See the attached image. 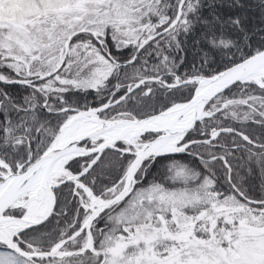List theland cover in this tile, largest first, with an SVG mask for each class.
Returning a JSON list of instances; mask_svg holds the SVG:
<instances>
[{"label":"trees","instance_id":"trees-1","mask_svg":"<svg viewBox=\"0 0 264 264\" xmlns=\"http://www.w3.org/2000/svg\"><path fill=\"white\" fill-rule=\"evenodd\" d=\"M179 1L176 0V6L169 12L168 19L156 26L155 31L171 22L177 13ZM167 2L168 6L166 4L164 7L171 5L169 0ZM225 3L230 7L228 14L247 7L251 10L253 8L254 14L264 9V0H185L181 6L182 15L173 27L149 39L139 50L135 61L114 70L113 79H117L118 83L122 84L118 95L123 93L128 83L131 86L140 78L160 76L172 82L192 75H211L263 49L264 38L255 41L247 35V40L243 42L234 36L240 35L246 26L257 23L253 18L245 21L239 15H235L229 28L217 29V32L206 35V42L201 43V50H212L216 54L212 58L205 55L200 58V53H197L199 58L194 56L193 46L188 48L186 41L189 43L190 38L196 35L195 32L204 28L202 19L210 13L212 6H223ZM162 10L159 8V11ZM261 27L264 31V20ZM76 38L77 35L72 40ZM103 39L110 45L114 43L109 36ZM134 49L135 47L128 53L130 57ZM111 52L115 53L113 49ZM0 76L5 79H20L34 78L37 75L23 76L10 65H0ZM47 78L35 79L31 83L0 81V158L13 170L24 168L49 145L57 128L67 116V112H61L60 108L65 106L86 108L99 105L103 101L99 98L100 94L107 90V84L100 86L101 88L47 90L41 87V83ZM109 84H112L111 87L114 86L113 82ZM148 86L150 88L147 91ZM194 87L195 83H189L169 88L159 86L154 81H147L145 85L129 92L125 99L111 109L122 110L129 117H143L156 113L176 101L188 99ZM263 91L264 88L254 82L239 81L222 92L220 97L221 99L244 98L250 95L258 96ZM43 103H46V108L51 111H46ZM223 126L241 130L251 140L264 143L263 123L248 118H235L225 110L217 111L207 117L198 126V131L205 130L207 134L210 127L216 129ZM215 142L214 145L201 143L193 147V150H200L205 157L216 155L215 159L197 162V159L189 154L162 156L160 160L165 162L166 174L159 178H144L136 184L131 195L138 188L143 189L149 184H154L153 186L157 185L166 190L167 194L172 191L171 194L185 193L189 196L188 202L183 203L182 208L175 209L178 217H173L171 211H168L169 208L165 210L158 205L160 208L158 209L155 206L156 202L141 205L142 208L139 210L141 212L137 214L133 223L142 228L145 236H157V238L165 236L164 242L162 238H155L158 240L156 244L159 245L155 247L153 254H168L173 250L176 251L182 245L176 238L179 237V233L186 231L189 237L206 242L212 241L215 245H219L225 250L226 256L230 257L233 255L230 247L232 241L242 236L246 226H259L258 228L264 231V172L261 175L260 171V168L264 167V147L245 141L241 135L230 131L221 133ZM125 156L127 155L108 149L93 166L79 176V179L95 194L104 195L108 189L118 183L123 174L124 167L128 163ZM90 159V155L74 156L65 163V168L70 173H79ZM239 165H244L242 171H239ZM201 174L207 176L202 177ZM74 190L75 185L72 182L62 183L55 189L56 205L49 218L19 232L17 241L22 248L29 249L27 243H31L41 251H49L53 244L70 236L80 227L87 210L81 204L84 193L79 191L76 194ZM124 205L125 202H121L112 209L104 210L93 224L91 231L95 239V249H85L83 252L71 254L66 257L63 264L100 263L102 255L94 253L101 246L104 247L100 239L115 235L123 240L124 234L127 233L135 237L136 234L125 226L132 221L117 216L119 209ZM148 209L149 213H147ZM23 212V207H12L5 213L20 216ZM201 213L202 216L197 217ZM146 220L154 227L143 226ZM203 221H207L208 224L205 226ZM193 222L195 224L192 226ZM124 229L128 232H124ZM86 238L87 233L82 230L76 237L65 241L61 249H80ZM103 251L107 255L105 248ZM53 258L54 256L37 258L35 259L37 262H33L45 264Z\"/></svg>","mask_w":264,"mask_h":264},{"label":"rangeland","instance_id":"rangeland-1","mask_svg":"<svg viewBox=\"0 0 264 264\" xmlns=\"http://www.w3.org/2000/svg\"><path fill=\"white\" fill-rule=\"evenodd\" d=\"M169 1L174 9L176 0ZM166 4L168 6L167 0H0V65H10L23 76L49 73L56 70L57 66L63 65L58 72L41 83V87L47 90L85 89L112 85L109 83L113 82L115 63L108 58V53H103L101 46L94 41L92 33H96L101 38L109 36L114 42L111 44L114 47L130 41L135 48H138L141 41L154 32V27L170 16L162 13L163 10L159 11V8L163 9ZM226 4L212 6L210 13L202 19L204 28L195 32L196 35L190 38L189 43L186 41L188 48L193 46L194 56L197 58H199L197 53L201 54L200 58L204 55L212 58L216 54L212 50H201V43L204 44L206 35L217 32V29L229 28L235 15H239L245 21L253 18L257 22L242 29L240 35H234L237 39L244 42L247 40V35L255 41L264 38V31L261 30L264 9L254 14L253 8L251 10L247 7L238 9L239 12L228 14L230 7ZM83 28L92 30V33L77 34V38L69 43L66 52L65 43L68 37L74 31H80L79 29ZM110 54L113 58L116 56V53L110 52ZM261 80L264 82V77ZM259 103L257 101L255 105L258 106ZM259 108L264 114V103ZM248 111V108L243 110L232 106L230 109V113L237 118L249 115ZM164 164L165 162L160 160L155 165L157 168L155 171L161 176L166 174ZM243 168L244 165H239V171ZM260 171L262 175L264 167H261ZM65 175L66 171L61 172L53 180ZM153 185L149 184L143 189L138 188L133 195L131 192L129 198L122 200L125 205L119 209L117 216L120 219L132 221L125 226L130 228L136 236L129 243L115 235L100 239V243L104 245L100 248L102 251L105 248L107 255L96 264H264V232L260 228H245L242 236L232 241L230 247L233 255L230 257L226 256L225 250L219 245H215L212 241L206 242L189 237L186 231L179 233V237L176 238L182 244L177 250L175 249L176 251L173 250L168 254H153L155 247L159 245L156 244L157 239L162 238L163 241L165 236L158 238L145 236L142 228L133 223L137 214L141 212L139 211L142 208L141 205L156 202L155 206L158 209L169 208L171 215L178 217L175 209L182 208L183 203L189 200V196L185 193L171 194L172 191H169L167 194L166 190ZM117 188L112 186L107 191L108 196L105 193L103 197H100H109ZM86 197L89 199L88 196ZM90 197L96 200L100 198L92 194ZM28 198L29 195L21 198L25 209H27ZM48 203L47 196L38 199L37 207L40 212L46 210ZM201 216L202 213L198 217ZM204 222L206 226L208 223ZM142 225L146 228L154 227L147 220ZM89 241L88 238L84 241L82 251H85V247L93 246V242L90 244ZM70 252V249L56 250L53 252L54 258L50 263L45 264H63ZM77 253L79 252L75 251L73 254ZM0 264L36 263H31L16 252L0 247Z\"/></svg>","mask_w":264,"mask_h":264},{"label":"water","instance_id":"water-1","mask_svg":"<svg viewBox=\"0 0 264 264\" xmlns=\"http://www.w3.org/2000/svg\"><path fill=\"white\" fill-rule=\"evenodd\" d=\"M183 0L179 3V10L178 14L175 17V20H173L167 27L163 28L162 30L151 34L146 37L141 43L138 45V48L136 49L132 59H129L128 61H116L117 65L119 64H125L133 61L137 54L138 50L149 40L153 37L159 35L162 32H165L168 30L169 27H172L177 21L181 14V6H182ZM78 31H74V33H71V35L68 37L66 45V52L68 50L69 44L72 37L76 34ZM93 35L95 38L97 37L96 34L93 32ZM108 56L111 58V60H115L112 58L111 54L108 53ZM264 61V48L254 53V55H249L245 59H242L241 61H238L234 63L231 66L225 67L222 70L216 72L213 75L209 76H195V80L199 79L204 83V85L200 89H194V93L188 100L180 101L177 103H174L170 105L169 107L163 109L162 111L158 113H154L145 117H124L119 116L115 118H103L99 116V112L107 109L113 104H116L120 100H122L126 93L123 95L117 97L111 102L102 103L100 105L94 106V107H88V108H76V107H65L61 110H68L72 113L62 122L59 130L55 134L54 138L51 139L52 141L49 143V145L42 150V153L38 155L33 161H30V163L19 171H11L6 176H4L3 180V187L0 188V215L4 213L9 207L14 204V202L24 193L26 190L29 189L31 182L35 178V176L41 172V178L39 181V185L36 189V195L38 198H43L45 193L48 194L50 198V204L47 209V211L42 216L41 220H37L34 222H31V224H27L24 227H21L19 230H24L26 228H29L31 226H34L40 222H43L45 219H47L51 212L54 209L55 202H56V196L53 192L56 187H58L60 184L64 182H68L73 180L75 177H78L82 172L86 171L90 166H92L101 156L102 152L106 149H114L119 150L122 153L127 154H133L134 158L130 162L129 166L126 169L125 175V181L120 188V190L113 196L103 199L100 208L96 210L94 213L89 215L86 221L83 222V224L80 226L79 230L76 232H73L72 236L67 237L71 238L77 234L80 230L83 228H86L87 231H90L91 227V221H94L97 215H99L100 212L104 211L107 208H110L117 204L118 202L124 200L132 191L134 185H135V174L139 168V166L142 164V162L147 158V155H153V156H160L165 155L169 153H179L184 151L190 144L196 142L197 140H192L185 142L184 145L178 146V149H172V150H158V144H160L165 138L167 137H176L180 136L178 140L174 142L175 145L179 141H181L184 136L186 135V132L193 129L199 121H201L204 109L207 105V103L213 98L215 95L221 93L222 91L226 90V88L230 87L234 83L238 81H245L247 80L246 76H249L257 67V65L261 64ZM54 72V71H53ZM53 72H49L46 74H42L37 76L36 79H42L44 76H48L52 74ZM193 79V80H194ZM3 81L9 82V83H26V82H32L34 78L30 79H10L5 80L1 79ZM146 78L140 79L135 84L127 90V92L132 91L137 86H139V83H142ZM191 78L184 80L180 83L172 84V83H166L168 86L173 85H180L184 83L191 82ZM45 107V105H44ZM191 108H193V113L190 116V118L187 121L179 122L181 119V116H184L186 111H189ZM168 112L174 113L175 121L173 123H169L162 119V116L164 114H167ZM69 117H73V120H84L85 122L90 123L89 127H87L84 131L73 135L68 136L65 138L59 139V135L61 132V128L64 127V125L68 122ZM225 130H233L230 127L227 128H220L217 129L216 132L209 138L213 139L222 131ZM153 131V132H161L159 136H157L151 143H145L141 145V147L136 148L135 150H131L129 148H122L119 147L118 142L121 140H125L128 137H139L142 134ZM107 132H114L111 137H106L105 134ZM240 133L246 140L250 141L249 137L244 134L241 131H237ZM97 138H103V142L98 145H88L86 142L97 139ZM205 141L206 140H202ZM80 154L85 155H91L93 154L94 157L91 158L88 165L83 169L81 173L73 174L72 176H68L57 183L51 184L49 181V174L51 170V167L53 163L59 159V158H70L72 156H77ZM92 210V208H90ZM43 220V221H42ZM66 239L62 240L60 243L56 244L58 248ZM4 247H7L8 249L14 250L18 252L19 254L27 256V257H44L46 255H52L50 252H32V253H25L19 248H15L10 246L9 244L3 242Z\"/></svg>","mask_w":264,"mask_h":264},{"label":"flooded vegetation","instance_id":"flooded-vegetation-1","mask_svg":"<svg viewBox=\"0 0 264 264\" xmlns=\"http://www.w3.org/2000/svg\"><path fill=\"white\" fill-rule=\"evenodd\" d=\"M170 7V8H169ZM169 7H167V6H165V7H163V11H162V13H165V14H167V16L169 15V12L170 11H172V6L170 5ZM159 25V24H158ZM158 25H156L157 27H158ZM156 26L154 27V32H155V30H156ZM80 31H83V32H86V33H89L88 32V30H90V29H87V28H83V29H79ZM103 39V38H102ZM101 46H102V48H101V50L103 51V53H107V52H111V49H114L115 50V53H116V56H114V58H115V60L116 61H128L131 57L128 55V51H130V50H132L133 49V43H131L130 41H125V42H123L122 43V45H120V46H112V45H110V44H108L106 41H105V39H103V41H102V44L101 43H99ZM136 49V48H135ZM135 49H134V51H133V54H134V52H135ZM124 52H127V53H124ZM123 53V54H122ZM128 56V59H126V57ZM122 58H125V59H122ZM115 60H112L113 61V63H115L116 61ZM132 62V61H131ZM131 62H129V63H131ZM125 64H127V63H125ZM121 65H124V64H119V65H117V63H115V67H116V69L119 67V66H121ZM119 72V71H118ZM114 73V72H113ZM116 77V76H115ZM163 78L162 77H160V76H157V78L156 79H152V80H150V81H154V82H156L157 83V85H159V86H166V87H168L166 84H164L161 80H162ZM163 80H165V79H163ZM148 80H146L145 82H143V83H141L139 86H137L136 88H138V87H140V86H142V85H145V83L147 82ZM149 81V82H150ZM113 85L114 86H112L111 87V85H109V86H107V90L104 92L103 91V93H101L100 95V100L102 99L103 101H101L99 104H102V103H105V102H111V101H113L114 99H116L117 97H119V96H121V95H123L124 93H126V96L123 98V99H125L126 97H127V95H128V93L129 92H127V90L131 87L130 85H129V83H128V85L125 87V90L123 91V93H121V95H118L119 94V91H120V88L122 87V84H119L118 83V80L117 79H113ZM135 88V89H136ZM149 88H150V86H148L147 87V91L149 90ZM169 88H171V87H169ZM261 96H264V94H262ZM221 97H220V95L218 96V99H220ZM122 99V100H123ZM218 99L217 98H215L214 100H212L211 101V103H215L216 101H218ZM121 101V100H120ZM119 101V102H120ZM262 105V104H261ZM113 106H115V104L113 105ZM113 106H111V107H109L108 109H106V110H103V111H101V112H99V116H101V117H111V118H114V117H118V116H126V115H124L125 113H123L124 111H122V110H116V111H114L113 109H111ZM252 110H254L257 114H258V118H255V116H250L248 119H250V120H252V121H257L258 123H263L264 124V114L260 111V108L259 107H253V108H251ZM212 116V115H211ZM257 116V115H256ZM208 117H210V116H208ZM254 117V118H253ZM206 118L207 117H205L202 121H200V123L198 124V125H196L193 129H191L190 131H188V132H186V135L184 136V138L181 140V141H179L178 143H177V145H183V143H185V142H188V141H192V140H197L196 142H194V143H192V144H190L184 151H182V152H179V153H176L177 155L178 154H189L190 156H192V157H194V158H196L197 159V162H201V161H205L206 159H208V160H212V159H215L216 158V155H211L210 157H205V155H202L201 153H200V150H198V149H196V150H193V147L196 145V144H203V143H205V142H203V141H201L202 139H207V138H209L210 136H211V134H213V131H215L214 129H213V127H210V129H209V131H207L208 133L207 134H205V130H199L198 131V126L203 122V121H205L206 120ZM224 127H230V126H223V127H219V128H224ZM205 128V127H204ZM223 133V132H222ZM161 134V132H153V131H149V132H146V133H144V134H142L141 136H139V137H137L134 141H132L134 138H130L129 140H127V141H119L118 142V145H119V147H122V148H129V149H131V150H135L136 148H138V147H141V145H143V144H145V143H151L157 136H159ZM92 143V145H95L96 144V142H91ZM91 143H88V144H91ZM206 143H208V144H210V145H214V144H216V142H215V140H213V141H206ZM260 143V142H259ZM262 144H264V143H262ZM160 149V148H159ZM106 150H108V149H106ZM106 150H104V151H106ZM110 150H113V151H117V152H119L121 155H127V156H125V158L128 160V163H127V165H126V167H124L125 169H124V172H123V174L121 175V177L119 178V181H118V183L116 184V185H121V184H123L122 183V181L125 179L124 177H126V175H125V171H126V169H127V167H128V165L130 164V162L132 161V159L134 158L133 156V154H127V153H122L121 151H119V150H114V149H110ZM103 151V152H104ZM102 152V153H103ZM102 155V154H101ZM168 155H172V154H168ZM91 156V158L94 156V155H90ZM162 156H167V155H162ZM161 155L160 156H153V155H147V158L142 162V164L139 166V168H138V170H137V172H136V174H135V177L134 178H136V183H135V186H136V184L140 181V180H142V179H149V178H153V177H156V178H159L161 175L158 173V172H156L155 170H154V168H155V165H157V162L158 161H160V157H162ZM101 158V156L99 157V159ZM98 159V160H99ZM91 160V159H90ZM89 160V161H90ZM97 160V161H98ZM96 161V162H97ZM95 162V163H96ZM94 163V164H95ZM155 169H157V168H155ZM154 170V171H153ZM201 176L202 177H206L207 176V174H201ZM74 184V183H73ZM116 185H115V187H116ZM122 186V185H121ZM134 186V187H135ZM117 188V187H116ZM121 188V187H120ZM119 189V188H118ZM117 191V190H116ZM107 194V193H106ZM55 196H56V194H55ZM88 200H90V199H87L86 201H88ZM82 206L87 210L86 212H87V214L89 213H91L92 211H90L89 209H87V207H88V205H89V201L86 203L85 201L83 202L82 201ZM91 204V203H90ZM55 205H56V203H55ZM90 206V205H89ZM55 208V207H54ZM103 213V212H102ZM101 213V214H102ZM100 215V214H99ZM99 215H97L96 216V218L94 219V221H91L92 222V224H91V227H90V231H91V228H92V226H93V224L95 223V221L97 220V218L99 217ZM199 215H197V217H198ZM49 218V217H48ZM195 223L193 222L192 223V225H194ZM84 231H86L85 229H84ZM83 231V232H84ZM124 232H128V231H125V229L123 230ZM91 233H92V231H91ZM124 234V233H123ZM92 236H93V238H92V241H93V246L90 248V249H95L94 248V241H95V239H94V235L92 234ZM124 237H125V241H127V243H129V242H131V240H132V238H134L132 235H130V233H127V234H124ZM127 237H129V238H127ZM3 245H0V247L1 248H4V249H7V248H5V247H2ZM95 252V251H94ZM103 251H102V249L100 248V249H98L95 253H97V254H101L102 255V257H103V255H105V253H102Z\"/></svg>","mask_w":264,"mask_h":264},{"label":"bare ground","instance_id":"bare-ground-1","mask_svg":"<svg viewBox=\"0 0 264 264\" xmlns=\"http://www.w3.org/2000/svg\"><path fill=\"white\" fill-rule=\"evenodd\" d=\"M246 77L247 79H255L261 82V78L264 77V61L261 64L257 65L256 69L249 76H246ZM203 85L204 83L202 81H199L198 87L200 88ZM192 111H193V108H191L189 111H186V113L184 114V117L181 118L179 122L187 121L192 115L193 113ZM162 119H164L165 121L169 123L176 122L174 113H171V112L164 114L162 116ZM89 125L91 124L88 122H85L83 119L82 120L79 119L75 121L73 120V117H69L68 122L64 125L63 128H61L62 130L60 132L59 139L76 135L84 131L87 127H89ZM113 133L114 132H107L105 136L111 137ZM128 138L130 139L132 137L130 136ZM160 145H161V148L163 149L167 147L168 148L172 147L173 145L172 138L170 137V138L163 140V142ZM64 159H66V157L59 158L53 163L51 170H49L51 171V174L49 175L50 180L53 179L56 175L60 174L61 170L63 169ZM2 164H4V162L0 160V165ZM40 178H41V172H39L35 176L33 181L31 182V185L29 187V198L27 199V204H26L27 210H26V213L22 217L17 218L15 216H2V215L0 216V239L8 243L10 246L12 245V247L17 248L16 246H18L17 243L13 239V235L16 234L17 230L20 227H24L25 225L29 223L31 224V222H34L41 216V212L39 208L37 207L38 197L36 195V189L39 185ZM1 187H3V185H0V188ZM55 250L56 248L54 249V251Z\"/></svg>","mask_w":264,"mask_h":264}]
</instances>
